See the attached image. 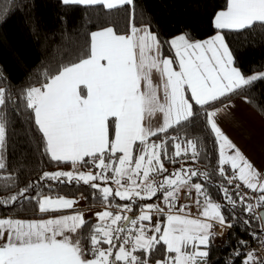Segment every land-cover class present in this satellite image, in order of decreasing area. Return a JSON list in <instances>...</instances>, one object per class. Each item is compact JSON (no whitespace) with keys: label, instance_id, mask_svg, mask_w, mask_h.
Returning a JSON list of instances; mask_svg holds the SVG:
<instances>
[{"label":"snow or ice","instance_id":"6c2138e0","mask_svg":"<svg viewBox=\"0 0 264 264\" xmlns=\"http://www.w3.org/2000/svg\"><path fill=\"white\" fill-rule=\"evenodd\" d=\"M60 2L100 7L109 13L123 10L129 19L130 26L123 34L112 26L91 32L87 50L76 60L61 63L53 72L45 71L39 86L20 92L44 154L73 168L45 171L41 179L82 181L100 193L105 210L96 212L97 222L92 223L75 210L79 203L75 199L38 198L40 213L73 209L74 214L38 221L0 218V264H208L213 239L221 236L225 227H232L223 214L224 205L213 200L204 184L192 182L198 176L208 180L209 174L182 167L163 175L168 172L165 159L175 163L177 157L190 152L195 162L200 156V137L181 139L168 134L169 129L177 133L188 129L200 113L218 149V174L232 186L230 190L219 185L220 194L233 207L237 197L245 213L259 221V231L249 235L264 251V215L254 214L255 209L264 208V171L246 158L218 122L221 114L234 107V96L251 104L247 90L264 81V71L246 74L236 66L225 39L226 32L254 30L257 25L264 28V0H226L225 7L213 16L214 34L202 40L188 32L165 40L150 23L137 26L133 22L135 0ZM7 14V10L0 12ZM165 45L174 55H164ZM5 79L0 73V109L12 100ZM160 133L167 138L160 140ZM169 141L174 149L171 154ZM6 143V121L0 114V170L6 169ZM77 165H91L99 171H76ZM225 165L230 166V175ZM154 173L163 179L156 182L151 176ZM112 176L117 189L96 183H107ZM241 185L257 195H241ZM33 186L29 183L18 194L0 200V205L25 197ZM182 189L189 195L194 190L198 217L185 213L187 205L177 209ZM158 191L163 193L166 210L151 203L135 204L137 197L147 201ZM115 197L128 203L116 204ZM249 199L256 203H248ZM134 206L139 208L138 215H127ZM153 215L166 217L163 227ZM244 224L250 227L251 221L244 220ZM217 225L220 231H214ZM247 246V241L239 240L227 264H235L234 258L239 264H264V256H258L255 249L242 251ZM157 253L162 255L153 260Z\"/></svg>","mask_w":264,"mask_h":264},{"label":"trees","instance_id":"16d2710c","mask_svg":"<svg viewBox=\"0 0 264 264\" xmlns=\"http://www.w3.org/2000/svg\"><path fill=\"white\" fill-rule=\"evenodd\" d=\"M135 3L133 22L137 26L150 23L152 29L158 30L161 38L165 40L182 32H188L195 39L202 40L214 34L213 16L225 7L226 0H135ZM4 10L8 14L0 15V73L6 78L4 85L12 93V100L5 108L0 109L7 127V143L3 153L6 169L0 170V200L18 194L29 183L34 186L25 197H18L16 202L8 205H0V218H39L41 215L36 200L44 196L83 199L87 208L105 209L100 193L82 181L77 182L74 179L67 182L63 177L58 181L41 179L45 171H73V168L68 163L52 161L44 154L40 135L29 120V110H26L20 92L28 86H39L45 71L53 72L61 63L76 60L87 50L91 32L98 31L103 26H112L123 34L130 26L128 15L123 10L109 13L100 7L65 6L60 0H0V12ZM225 39L233 52L236 66L243 72L251 74L254 71H264V28L257 25L254 30L226 32ZM164 55H174L167 45ZM247 95L252 100L251 104L246 103L247 106L264 120V115H261V110L264 109V81L255 82L247 90ZM237 100L244 101L242 96H234L231 102ZM168 134L179 135L181 139H202V145H198L201 154L195 162L190 159V152L188 156L177 157L175 163L165 159L168 172L163 175L182 167L209 174L208 180L198 176L193 177L192 182L204 184L213 200L224 205L223 214L232 227L228 228L222 248L214 246L213 241L210 244L208 264H227L238 241L252 237L249 235L250 231H259V221L245 213L237 197L234 196L237 205L233 207L221 196L219 185L224 184L230 190L232 186L227 185L218 174L219 153L213 137L204 127L203 113L194 118V123L188 129H182L179 133L169 129ZM159 136L160 140L167 138L165 133H160ZM151 140L160 142L155 137ZM168 148L171 154L174 151L171 141ZM225 166L230 175V167ZM77 168L83 172L99 171L91 165H77ZM163 175L151 174L156 182H160ZM114 179L112 176L107 183H96H100L102 187L117 189ZM200 199L203 200V197ZM113 202L121 205L128 203L119 197H115ZM143 203L162 207L163 193L158 191L157 196L147 201L136 198L135 204ZM194 207H197L196 204L193 209ZM138 213L139 208L134 206L129 215ZM89 220L96 223L94 219ZM158 220L163 227L166 218L158 217ZM244 220L251 221V226L245 225ZM144 223L147 225V222ZM160 255L162 254L157 253L152 259L155 260ZM234 259L235 264H239V259Z\"/></svg>","mask_w":264,"mask_h":264},{"label":"crops","instance_id":"0c3cea01","mask_svg":"<svg viewBox=\"0 0 264 264\" xmlns=\"http://www.w3.org/2000/svg\"><path fill=\"white\" fill-rule=\"evenodd\" d=\"M231 103L234 105V107L228 109L226 113L221 114L218 117V122L220 124V127L222 128L224 133L230 138V140L246 156V158L258 170L264 171V158H263L264 157V120L255 111L249 108L244 101L237 100ZM228 154H232V153L228 152ZM227 166L230 167L229 165ZM75 200L79 201V203L74 206L75 210L82 211L87 219H94L96 221L95 213L105 210L103 208H95V209L87 208L83 199H75ZM189 213L190 216L193 218L199 216L197 207L191 209ZM65 214L67 215L74 214V210L68 209V210H64L61 213H55V214H46L39 212V215H41V217L30 220H37V221L46 220L49 218H56L60 215H65ZM127 215H129V213H127ZM134 215H138V214H134ZM129 216H133V215H129ZM220 230L221 229L219 225H217L216 228H214V231H220ZM224 230L225 228L222 231ZM59 238L60 237H58V239Z\"/></svg>","mask_w":264,"mask_h":264},{"label":"built area","instance_id":"2783aa9c","mask_svg":"<svg viewBox=\"0 0 264 264\" xmlns=\"http://www.w3.org/2000/svg\"><path fill=\"white\" fill-rule=\"evenodd\" d=\"M225 168H227V167L225 166ZM237 183H239V181H237ZM239 191H240L241 195L247 193L249 197H254L257 195L256 193L250 192V190L245 188L243 185H241V188L239 189ZM247 202L253 203V204L256 203L255 199H249V200H247ZM194 204H195V192L192 191V194L189 195L187 193V189L181 190L179 195H178V199H177V209H179L180 206L187 205L189 207L185 208V213H189V211L191 209H193ZM162 207L165 208V210L167 209V205H165L164 203H163ZM262 211L264 212V208H257L254 210V212L256 214H260ZM153 220L154 221L158 220V217L156 215H153ZM147 224H148V222H147ZM228 230L229 229L227 227H225L223 234L221 236L213 239V245L214 246H216L218 248H222L224 246ZM244 241L248 242V246L242 249L243 252H247L249 250V248H251V249L256 250V254L258 256H264V251H261L258 240H253L252 237H248ZM233 252L231 253L232 257H233Z\"/></svg>","mask_w":264,"mask_h":264},{"label":"water","instance_id":"95a60500","mask_svg":"<svg viewBox=\"0 0 264 264\" xmlns=\"http://www.w3.org/2000/svg\"><path fill=\"white\" fill-rule=\"evenodd\" d=\"M260 215H264V212L262 211V212L260 213Z\"/></svg>","mask_w":264,"mask_h":264},{"label":"rangeland","instance_id":"374dc122","mask_svg":"<svg viewBox=\"0 0 264 264\" xmlns=\"http://www.w3.org/2000/svg\"><path fill=\"white\" fill-rule=\"evenodd\" d=\"M251 144V143H250ZM264 158V157H263ZM76 171H78V168H76ZM117 187V186H116ZM96 218V217H95Z\"/></svg>","mask_w":264,"mask_h":264}]
</instances>
